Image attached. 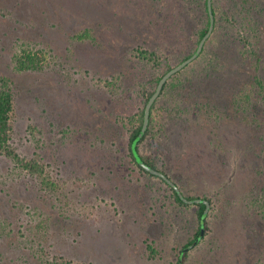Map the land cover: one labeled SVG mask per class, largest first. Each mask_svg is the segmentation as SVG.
Returning <instances> with one entry per match:
<instances>
[{"label":"rangeland","instance_id":"rangeland-1","mask_svg":"<svg viewBox=\"0 0 264 264\" xmlns=\"http://www.w3.org/2000/svg\"><path fill=\"white\" fill-rule=\"evenodd\" d=\"M158 1L0 0V8L8 12L7 19L0 17V74L11 76L16 90L12 147L21 156L36 159L57 187H47L40 176L27 171L17 173L11 159L0 154V219L9 221L15 233L9 231V236L4 230L0 237V264H21L11 261L16 259L11 250H28L17 240L16 229L37 222L43 227L39 232L43 237L37 234L34 242L30 235L29 243L53 264H174L178 249L193 237L195 205L183 207L161 198L152 204L154 189L155 197L165 189L157 179L137 174L141 183L136 178L132 181L120 173L122 167L112 165L119 150L123 152L116 150L118 145L91 144L92 136H102L98 135L100 121L113 122L117 113L122 117L134 113L142 104L141 89L150 87L158 75L156 66L139 60L137 50L156 48L161 55L171 51L166 42L167 25H163L172 19L181 27L183 0ZM184 5L192 13L198 9L192 0ZM173 27H169L171 32ZM9 28L26 32L31 42L46 50L41 72L13 69L9 50L13 40L4 36ZM84 30H88L89 39L78 40L77 34ZM173 34L178 38L173 46L178 48L184 35ZM243 59L238 71L228 76L231 82L238 79L236 85L251 78L252 67ZM118 72L123 74L120 84L126 95L120 99L104 82ZM258 75H264V55ZM216 123L214 129L219 127L221 132L213 140L221 142L225 151L214 161V174L220 172L222 181L233 175L236 178L225 190H219L220 180L210 175L205 176L202 189L198 181L190 184L193 198H202L206 192L211 201L206 214L208 229L188 248L183 264H264V245H249L245 237L244 159L235 141L243 136V129L223 118ZM172 125L161 135L146 139L140 150L163 154L169 147L173 160L182 159L191 134L177 124L175 136H167ZM255 133V144L263 148L264 129ZM110 136H121L120 143L126 147L125 134L115 129ZM125 161L129 168V159ZM149 185L154 187L149 190ZM35 209L40 213L34 215ZM152 241L157 252L153 255L146 247Z\"/></svg>","mask_w":264,"mask_h":264},{"label":"trees","instance_id":"trees-1","mask_svg":"<svg viewBox=\"0 0 264 264\" xmlns=\"http://www.w3.org/2000/svg\"><path fill=\"white\" fill-rule=\"evenodd\" d=\"M189 1L191 2V0ZM189 1L183 0L182 11L179 10L182 19L181 27L175 25L172 19L170 20L171 23L163 25H167L166 42L171 53L167 52L165 55H161L156 48L153 50L148 47H141L142 49L138 48L139 50H137L139 60L151 63L158 69V75L155 76L153 84L150 87L146 86L141 89L143 97L141 106L128 117H122L117 113L113 116V122L106 118L103 119V121H100L101 129L98 132V135L101 133L102 136H92L93 142L91 144H104L106 147L118 145L116 150H123L122 153L119 150L118 160H115V162L113 160L112 163L116 167H122L121 174L129 176L132 181L136 178L139 181L138 183H141V176L152 177L164 186L163 192H159L161 193L160 196L155 197L156 190L154 189L151 197L152 204L161 198L179 206H189L188 203L180 199L175 189L162 177L150 173L139 165L131 150V142L137 136L142 125L145 103L155 90L158 80L170 68L189 57L196 50L199 40L207 31L209 25L207 0H192L197 3L198 7L194 13H192L190 7L184 5ZM158 2L162 3L163 0ZM149 9H151L150 6ZM212 12L214 26L210 36L205 41L200 54L173 74L163 85L160 94L151 106L149 123L144 135L137 143V150L148 165L169 177L184 196L193 198L194 195L190 194L192 192L190 187L192 181H198L199 188L202 189V183H204L206 175H210L216 180L220 177L219 171V173L215 172L216 174H214L213 167L217 165L214 161L220 160L219 152H224L225 147L221 146V142L216 143L217 140L216 142L213 140L214 137L218 139L221 132L219 127L214 129L219 125L216 122L223 118L232 123H239V125L234 123L233 125L236 128L239 126V129H243V136H238L235 141H238L240 156L244 159L241 162V168L243 169L241 177L245 175L242 188H244L243 196L248 208V216L244 220L246 242L249 245L253 242L256 245L258 243L264 245V147L262 148L261 144H255L254 141V136H257L255 132L264 129V75H258V66L264 55L262 49V45L264 46V0H212ZM194 14L195 16H193ZM7 15L8 12H4L0 8L1 19H7ZM171 26H174L172 32L169 28ZM87 31L84 30L77 34L76 38L78 40L89 39L90 34ZM174 32L177 35H184L183 42L178 48L173 46V41L178 40L177 37H174L176 36L173 34ZM5 35L9 37L8 39L12 38L13 40L9 50L11 51L10 60L15 71L38 73L44 69L46 50L38 47L37 43L31 42V39L27 38L29 35L26 32L17 33L14 29L9 28V33L4 32ZM242 58L249 61L252 67L251 78L249 75L250 80L248 83L236 85L234 83H237L238 79L234 77L233 81L235 82H231L228 80V76L230 77L232 72L238 71L237 67ZM232 63H235L233 64L235 68L230 67ZM122 76L123 74L118 72V75L112 77V79H104L106 88L117 93L118 99L126 96L125 91L122 92L120 84ZM15 94L16 90L11 76L0 74V154L11 159L14 169L16 172L19 171L17 173L27 171L30 175H38L47 187L50 186L51 189H56V184L47 178L48 176L44 174L43 168L36 159L21 156L12 147L11 112ZM115 124L117 125L116 128ZM169 124L173 125L167 136H175L174 128L178 125L189 135L191 134L187 137V145L181 155L182 159L173 160L169 147L162 152L163 154L143 153L140 150V145L146 139L164 133L166 128H169ZM115 129L119 131V134L126 135L127 145L125 148L120 143L121 136H110ZM120 129L124 130V133L120 132ZM197 135L200 136L199 139L194 137ZM263 135L261 138H263ZM88 137L90 136L82 138L86 139ZM173 144V142L170 144L171 147H173ZM195 149L196 152L192 153ZM123 153L124 155H122ZM126 158L129 159L127 161L129 168L124 166L126 165ZM256 159L261 164H258ZM220 165L218 164V166ZM137 174L141 176H136ZM235 178L236 176L233 175L229 177L228 181L219 179V190L231 187L230 182ZM147 185L144 184V186ZM148 187L150 190L154 186L149 185ZM202 194H204L202 198L211 201L206 192ZM192 204L197 207V228L193 237L178 249L174 264H183L186 261L188 248L199 236L201 225H203L205 231L208 229V220L203 213L205 205L203 203ZM23 205H20L21 209H23ZM35 212L37 215L40 210L35 209L32 213L35 215ZM202 219H204L203 223H201ZM9 225V221L0 219V237L5 231L9 236L11 235L10 232L15 235L13 233L14 229L10 228ZM42 228L40 223L37 222L33 225L30 224L26 229H23V227L16 229L19 234L17 240L28 250L26 253L11 250L16 252V259L11 258V261H19L21 264H30L31 261H33V264H35L34 262L53 264L38 254L35 251L37 248L29 243L30 235H32L31 238L34 242L37 234L41 238L43 237V234L40 235L39 233ZM13 235L12 237L15 239L16 237ZM15 246L18 249L17 244ZM146 247L152 255L157 253L153 241L147 243ZM1 260H4V258L2 257Z\"/></svg>","mask_w":264,"mask_h":264},{"label":"water","instance_id":"water-1","mask_svg":"<svg viewBox=\"0 0 264 264\" xmlns=\"http://www.w3.org/2000/svg\"><path fill=\"white\" fill-rule=\"evenodd\" d=\"M207 11H208V15H209V25L207 28V31L205 32V34L201 37V39L198 42V45L196 47V50L187 58H185L184 60H182L180 63H178L177 65L173 66L172 68H170L168 71H166L158 80L157 85L155 87V90L153 91V93L150 95V97L148 98L147 102L145 103L144 106V113H143V121H142V125L141 128L137 134V136H135V138L132 140L131 142V150L133 153V156L135 157L136 161L138 162L139 165H141L145 170L149 171L152 174L158 175L160 177H162L169 185H171L176 193L178 194V196L180 197V199L188 204L191 203H203L205 205V209H204V215L206 216L209 206H210V202L207 199L198 197V198H187L186 196L183 195V193L181 192V190L178 188V186L169 178L167 177L165 174H163L161 171L151 167L150 165H148L140 156L138 150H137V143L139 142V140L142 138V136L144 135L148 123H149V117H150V110H151V106L154 103V101L156 100V98L158 97V95L160 94L163 85L165 84V82L176 72H178L179 70H181L183 67H185L187 64H189L191 61H193L201 52L203 45L205 43V41L207 40V38L210 36L212 30H213V26H214V15L212 12V0H207ZM203 220H201V223H203ZM204 233V227L203 225H201L200 227V233L199 236L191 243L190 246L194 245L203 235Z\"/></svg>","mask_w":264,"mask_h":264}]
</instances>
